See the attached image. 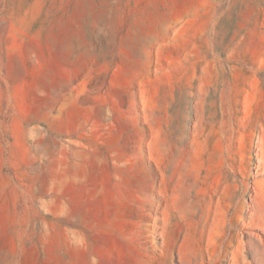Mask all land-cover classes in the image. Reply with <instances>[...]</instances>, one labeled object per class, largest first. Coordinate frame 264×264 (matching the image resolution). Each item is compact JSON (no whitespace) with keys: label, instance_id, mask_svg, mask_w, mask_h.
Instances as JSON below:
<instances>
[{"label":"rangeland","instance_id":"374dc122","mask_svg":"<svg viewBox=\"0 0 264 264\" xmlns=\"http://www.w3.org/2000/svg\"><path fill=\"white\" fill-rule=\"evenodd\" d=\"M262 144L264 0H0V264H264Z\"/></svg>","mask_w":264,"mask_h":264},{"label":"bare ground","instance_id":"6f19581e","mask_svg":"<svg viewBox=\"0 0 264 264\" xmlns=\"http://www.w3.org/2000/svg\"><path fill=\"white\" fill-rule=\"evenodd\" d=\"M263 143V142H262ZM262 146H263V144H262ZM263 149H264V146H263ZM264 160V159H263ZM256 203H257V206H258V211H259V215H258V219H262V220H264V216H261V213H262V211H263V208H264V195L261 193V189L259 188L258 190H257V193H256ZM257 218V217H256ZM257 222H260V221H258L257 220ZM261 254V253H260ZM259 254V255H260ZM261 256V255H260ZM263 257H264V254L262 255ZM260 259V258H259Z\"/></svg>","mask_w":264,"mask_h":264}]
</instances>
